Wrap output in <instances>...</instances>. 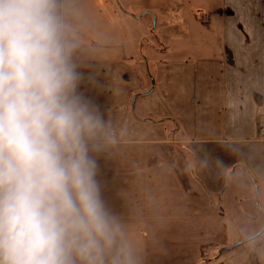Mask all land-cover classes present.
I'll return each mask as SVG.
<instances>
[{
  "label": "crops",
  "instance_id": "obj_1",
  "mask_svg": "<svg viewBox=\"0 0 264 264\" xmlns=\"http://www.w3.org/2000/svg\"><path fill=\"white\" fill-rule=\"evenodd\" d=\"M79 2L80 90L120 133L106 199L145 264H218L201 248L264 232V0Z\"/></svg>",
  "mask_w": 264,
  "mask_h": 264
},
{
  "label": "clouds",
  "instance_id": "obj_2",
  "mask_svg": "<svg viewBox=\"0 0 264 264\" xmlns=\"http://www.w3.org/2000/svg\"><path fill=\"white\" fill-rule=\"evenodd\" d=\"M79 0H0V264H145L106 199L120 133L80 90Z\"/></svg>",
  "mask_w": 264,
  "mask_h": 264
},
{
  "label": "rangeland",
  "instance_id": "obj_3",
  "mask_svg": "<svg viewBox=\"0 0 264 264\" xmlns=\"http://www.w3.org/2000/svg\"><path fill=\"white\" fill-rule=\"evenodd\" d=\"M193 11H195V14L201 12L199 7H194ZM154 46L158 48L159 44H155ZM169 126L173 128L176 124L172 123ZM262 128L261 126L259 131H261ZM228 246H231V244L214 246L213 248H201V261L215 260L216 257L223 256L218 264H264V232H261L259 235L243 244L228 249H222Z\"/></svg>",
  "mask_w": 264,
  "mask_h": 264
},
{
  "label": "water",
  "instance_id": "obj_4",
  "mask_svg": "<svg viewBox=\"0 0 264 264\" xmlns=\"http://www.w3.org/2000/svg\"><path fill=\"white\" fill-rule=\"evenodd\" d=\"M262 230H263V229H262ZM262 230H260L259 232H257L255 235L246 238L244 241H248V240H250V239L256 237L257 235H259V234L262 232ZM242 241H243V240H242ZM242 241L236 242L235 244H233V245H231V246H228V247H225V248H222V249H228V248L234 247V246H236V245L242 243ZM222 249H221V250H222Z\"/></svg>",
  "mask_w": 264,
  "mask_h": 264
},
{
  "label": "built area",
  "instance_id": "obj_5",
  "mask_svg": "<svg viewBox=\"0 0 264 264\" xmlns=\"http://www.w3.org/2000/svg\"><path fill=\"white\" fill-rule=\"evenodd\" d=\"M261 131H263V128L261 129Z\"/></svg>",
  "mask_w": 264,
  "mask_h": 264
}]
</instances>
